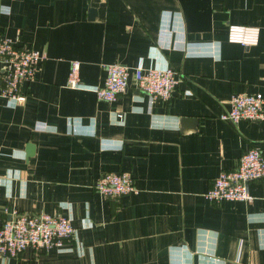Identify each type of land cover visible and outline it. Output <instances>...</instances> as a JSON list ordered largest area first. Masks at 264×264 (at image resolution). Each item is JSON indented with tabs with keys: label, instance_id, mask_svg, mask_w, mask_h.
Masks as SVG:
<instances>
[{
	"label": "crops",
	"instance_id": "0c3cea01",
	"mask_svg": "<svg viewBox=\"0 0 264 264\" xmlns=\"http://www.w3.org/2000/svg\"><path fill=\"white\" fill-rule=\"evenodd\" d=\"M229 23L256 25V43L227 41ZM0 36L44 54L24 102L0 97V223L45 211L75 228L68 250L0 264H264V177L251 202L204 196L244 149L264 150V0H0ZM72 59L88 87L112 62L169 65L177 81L167 100L128 83L107 101L66 84ZM240 91L263 95V116L221 120ZM121 170L136 192L92 188Z\"/></svg>",
	"mask_w": 264,
	"mask_h": 264
},
{
	"label": "built area",
	"instance_id": "2783aa9c",
	"mask_svg": "<svg viewBox=\"0 0 264 264\" xmlns=\"http://www.w3.org/2000/svg\"><path fill=\"white\" fill-rule=\"evenodd\" d=\"M256 25L229 23L226 39L242 45H251L258 39ZM44 54L39 50L18 44L14 39L0 36V97L9 105L24 102L25 94L21 84L33 79L36 67ZM79 63L72 59L66 76L70 87L85 88L79 76ZM105 74L100 85L90 86L99 99L112 101L128 83L153 99L167 100L171 97L177 81L176 70L169 65H146L138 62L132 68L112 62L104 65ZM263 95L258 92H233L229 96V107L219 113V118L235 123L239 119L256 120L263 116L261 107ZM121 117L122 112H117ZM264 177V150L249 146L238 156L229 169H220L212 179L204 196L214 202L222 200H243L251 202L248 181ZM92 188L105 197L136 192L132 176L128 171H104L92 183ZM75 235L71 219L60 213L40 211L37 213L13 212L0 223V257L17 255L25 247L34 251L55 248L68 250Z\"/></svg>",
	"mask_w": 264,
	"mask_h": 264
},
{
	"label": "water",
	"instance_id": "95a60500",
	"mask_svg": "<svg viewBox=\"0 0 264 264\" xmlns=\"http://www.w3.org/2000/svg\"><path fill=\"white\" fill-rule=\"evenodd\" d=\"M94 13V9L92 7H88V14L91 16L92 14ZM28 148H30L31 150V147H32V144H28L27 145ZM29 152V151H28ZM28 155V154H27Z\"/></svg>",
	"mask_w": 264,
	"mask_h": 264
}]
</instances>
